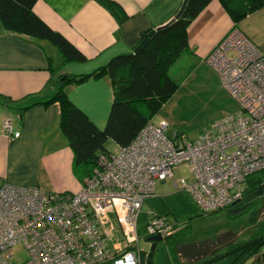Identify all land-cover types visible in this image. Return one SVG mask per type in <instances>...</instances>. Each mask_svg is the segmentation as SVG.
I'll list each match as a JSON object with an SVG mask.
<instances>
[{
    "label": "built area",
    "instance_id": "1",
    "mask_svg": "<svg viewBox=\"0 0 264 264\" xmlns=\"http://www.w3.org/2000/svg\"><path fill=\"white\" fill-rule=\"evenodd\" d=\"M206 62L239 110L217 119L194 141L168 136L165 123L149 122L128 146L101 153L76 192L0 183V264H12L18 244L28 256L20 264H142L137 219L158 181L169 179L188 191L202 212L239 199L246 177L264 169V49L232 30ZM11 130L5 118L3 131ZM182 163L189 181L175 177ZM111 217L121 231L113 241ZM176 229L165 217L153 216L144 238Z\"/></svg>",
    "mask_w": 264,
    "mask_h": 264
},
{
    "label": "crops",
    "instance_id": "2",
    "mask_svg": "<svg viewBox=\"0 0 264 264\" xmlns=\"http://www.w3.org/2000/svg\"><path fill=\"white\" fill-rule=\"evenodd\" d=\"M110 1L125 15L123 21L97 0L34 3V12L74 44L85 56L84 61L66 60L51 42L10 32L0 19V183L8 181L44 191H78L83 179L73 171V152L60 129V102H42L52 96L58 77L89 73L112 57L132 51L145 31L168 26L184 0ZM232 30L264 47V6L234 23L220 1L211 0L186 29L187 48L183 52L186 65L177 64L181 55L170 70L178 66L175 74L183 71L178 75L182 82L194 72L195 64L209 66L206 57ZM63 92L99 128L104 126L113 99V86L107 74L67 84ZM3 97L8 101L3 102ZM28 105L31 106L21 110ZM5 118L12 121L10 134L3 131ZM159 121L150 118L154 125H160ZM166 134L169 135L167 131ZM183 165H177V177H187L182 172ZM216 215L204 214L188 191L175 187L167 179L156 182L153 194L144 200L137 232L142 238L145 225L153 216L165 217L180 229ZM111 219L116 226L114 218ZM223 230L219 228L208 238ZM164 244L161 243V248ZM231 258L209 264H226Z\"/></svg>",
    "mask_w": 264,
    "mask_h": 264
},
{
    "label": "trees",
    "instance_id": "3",
    "mask_svg": "<svg viewBox=\"0 0 264 264\" xmlns=\"http://www.w3.org/2000/svg\"><path fill=\"white\" fill-rule=\"evenodd\" d=\"M97 1L118 15L120 21L125 19L116 3L110 0ZM210 1L188 0L181 16L175 18L168 26L155 30L152 35H147L145 42L136 51L133 49L128 53L116 55L108 63L89 73L58 77L52 96L42 103L60 102V129L72 149V167L78 178L89 176L98 156L109 152L105 148L108 138L119 148L128 146L150 122V118L159 112L166 100L176 92L178 83L169 76V70L187 48L186 29L189 23ZM219 1L234 23L264 6V0ZM35 2L36 0H0V19L4 27L10 32L51 42L66 60L84 61L85 56L74 44L34 12ZM150 31L152 29L142 33L135 47ZM103 74H107L111 80L113 99L106 122L99 128L63 91L67 84L82 82ZM2 100L8 101L5 97ZM173 135L179 137L177 133ZM244 212L248 213V217L247 226L242 230L252 234L248 239L239 240L238 232L230 229L204 240L188 243L180 240L175 247L176 259L181 264H209L232 254L231 256L235 257L229 264H245L252 258L253 262L261 263L264 258L260 255L264 254V169L246 177L239 199L224 209L203 213H223L225 217H236ZM189 227L190 225L185 224L180 229L177 228L165 236V242L167 238L177 236Z\"/></svg>",
    "mask_w": 264,
    "mask_h": 264
},
{
    "label": "rangeland",
    "instance_id": "4",
    "mask_svg": "<svg viewBox=\"0 0 264 264\" xmlns=\"http://www.w3.org/2000/svg\"><path fill=\"white\" fill-rule=\"evenodd\" d=\"M182 63L183 66L186 65L184 53L177 62L179 67H182ZM179 67L175 66L173 71H169V76L178 83L176 92L166 100L160 111L152 116V120L153 122L160 120L165 123L167 126L166 131L169 133V135L167 134L168 136H173L174 133H177L179 137H184L187 141H194L204 129L217 119L227 114L236 113L239 110V104L221 86L217 74L211 67L206 64H195L193 66L195 67L194 72L182 82L178 75L183 71L175 74V70L179 69ZM190 70L192 68L188 69L187 72ZM105 148L111 153L117 151L116 143L110 138L106 140ZM177 168L178 166L174 168L175 177H177ZM181 168L182 172L189 177L187 167L183 165ZM247 217V212L236 217H225L223 213H220L208 220L194 222L183 233L167 238L166 242L165 237H162L156 244L151 264H181L175 256L177 242L181 240L187 243L202 240L203 238L206 239L208 235H213L219 228L224 229L223 231L231 229L238 232L239 240H246L252 235L242 230V228L247 226ZM108 232L112 241L121 235L119 227L112 224L108 225ZM161 243H165L164 248H161ZM139 244L143 250L142 264H146L151 242H148L143 235ZM231 255L222 257L218 261ZM260 255L264 257V254ZM27 257L26 250L20 244L13 247L12 264H20ZM234 257L235 255L230 260L227 259L226 264H229ZM252 260L253 258L249 259L245 264H264V258L261 263H256Z\"/></svg>",
    "mask_w": 264,
    "mask_h": 264
},
{
    "label": "water",
    "instance_id": "5",
    "mask_svg": "<svg viewBox=\"0 0 264 264\" xmlns=\"http://www.w3.org/2000/svg\"><path fill=\"white\" fill-rule=\"evenodd\" d=\"M187 1H188V0H184V1H183V3H182V5H181L180 9L176 12L174 19L177 18V17H179V16H181V14L183 13V10H184V8H185V6H186V4H187ZM174 19H172V20L169 22V24H170L171 22H173ZM160 28H161V27H160ZM154 31H155V30H152V31H150L149 33L145 34L144 37H143V40L141 41V43L138 44V45L134 48V51H136V50H137V49H138V48H139V47L145 42L147 35H152V34L154 33ZM162 237H163V236H161V235H153V236H149V237L146 238V240H147L148 242H151L150 249H149V252H148V254H147V262H146V264H151V258H152V254H153V252H154V250H155L156 244H157V242H158L160 239H162Z\"/></svg>",
    "mask_w": 264,
    "mask_h": 264
}]
</instances>
